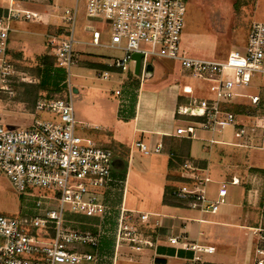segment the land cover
Instances as JSON below:
<instances>
[{
	"label": "built area",
	"instance_id": "obj_1",
	"mask_svg": "<svg viewBox=\"0 0 264 264\" xmlns=\"http://www.w3.org/2000/svg\"><path fill=\"white\" fill-rule=\"evenodd\" d=\"M27 1L30 0H8L0 12V178L8 179L15 190L26 195V204L32 202V206H25L19 217L0 215V264H81L91 260V256L78 252L77 247H97L100 235L71 227L66 213L85 217L105 213L102 196L113 182L112 151L77 133L81 124L74 117L71 92L63 100H37L32 111L14 101V85L33 79L17 70L7 57L10 23L19 19L42 22L40 14L23 7ZM79 9L76 0L71 10L65 9L60 15L62 35L47 36L56 63L68 72L74 65L73 34ZM185 10V0H84L86 18L105 21L107 46L122 51L121 56L112 59L111 67L128 71L135 63L132 54L138 53L144 74L148 58L155 57L177 61L189 78L210 84L209 98H197L191 88L183 87L188 101L178 108L177 114L193 120L176 136L191 139L196 130L221 134L227 128H235V138L243 140L248 130L236 126L234 108L244 105L240 99H248L251 106L259 104L258 95L245 94L243 88L250 85L255 74L264 75V22H252L245 46L228 52L225 59H200L186 55L181 48ZM91 39L98 45L99 32L92 30ZM98 75L108 78L107 71ZM12 104L13 109L8 108ZM39 112L53 113V117L41 120L37 118ZM134 145L143 155L161 152L159 143L154 147L142 142ZM179 176L186 181L176 186L172 195L184 206L215 213L224 202L228 182H220L216 198L208 199L206 185L211 180L200 174L190 160L183 161ZM229 183L238 182L232 178ZM35 190L52 195L32 194ZM153 216L120 208L116 243L137 252L153 247L138 227L139 223H149ZM153 223L158 224L156 220ZM254 234L258 244L253 264H264V229L254 230ZM186 239L182 233L168 238V242L192 252L184 264H205L200 253L211 250Z\"/></svg>",
	"mask_w": 264,
	"mask_h": 264
},
{
	"label": "crops",
	"instance_id": "obj_2",
	"mask_svg": "<svg viewBox=\"0 0 264 264\" xmlns=\"http://www.w3.org/2000/svg\"><path fill=\"white\" fill-rule=\"evenodd\" d=\"M55 1L30 0L23 4L25 9L40 14L42 22L12 21L7 57L17 70L33 79L31 84L28 83V91L23 85L21 101L17 103L28 105V111H32L37 100H63L71 92L86 110L92 112L95 108L99 119L97 126L89 125L86 115L75 117L74 114L81 124L78 129L112 151L113 182L102 196L105 213L91 217L66 213V219L72 221L71 227L100 235L97 247H77L78 252L91 256V260L81 264H184L192 252L182 249L180 244L168 242V238L182 233L187 236L186 241L211 250L200 253L205 264H253L254 249L258 244L254 230L264 229V116H254L256 107L249 105L248 99H240L244 105H240L243 108L237 113L236 126L247 128V138H235V128H229L231 131L227 128L221 134L196 130L191 139L176 136L180 128L193 120L177 114L178 108L188 101L183 87L191 88L192 94L196 88L187 83L192 79L181 68L180 74H173L161 67L156 71L151 64L150 73L140 71L135 75L133 65L125 72L111 67L112 59L121 56L122 51L107 46V32L98 31L99 44L92 43L91 31L97 30L89 24L93 20L86 18L84 4L77 17L81 32L85 31L89 39L81 32L74 37V66L80 74H74L76 80L71 87L69 72L56 63L48 44V35H62L63 30L61 13L51 5ZM7 3L8 0H0V12ZM105 48L116 50V53L107 56L103 51ZM85 69L107 71L105 81L109 80L117 87H107L106 91L112 90L108 95L99 87H87L83 81ZM249 87L245 94L258 95L259 99L264 96V91L247 92ZM89 88L93 93L90 100L83 92ZM136 142L151 147L159 143L161 152L143 155L135 147ZM172 156L182 163L190 160L200 174L210 178L206 185L208 199L216 198L220 182H228L224 202L215 213L164 204L166 186H178L181 181L176 176L185 180L179 176V168L170 167ZM168 176H174L176 180L168 179ZM232 178L238 183L230 184ZM120 208L154 214L149 223L138 224L142 234L153 242V247L137 252L116 243ZM155 220L157 225L153 223Z\"/></svg>",
	"mask_w": 264,
	"mask_h": 264
},
{
	"label": "rangeland",
	"instance_id": "obj_3",
	"mask_svg": "<svg viewBox=\"0 0 264 264\" xmlns=\"http://www.w3.org/2000/svg\"><path fill=\"white\" fill-rule=\"evenodd\" d=\"M75 1L76 0H56L54 4L51 5L56 6L57 12L62 13L65 9L71 10L74 7ZM83 4L84 0H79L80 8ZM185 7L184 24L180 35L181 48L185 51L186 55L200 59L221 60L226 57L228 52L242 49L246 44L247 32L250 24L254 21L264 22V0H185ZM79 15L80 14L78 13V16ZM78 18L79 17H77V20L74 23L73 38L81 32ZM89 24L100 33L106 34V32H108L105 21H90ZM84 33L85 31H82L80 34L85 35L86 33ZM85 36V39H89L87 34ZM103 51L107 56H111L116 53V50L114 51L110 48H105ZM73 60L75 64L76 58L74 53ZM148 63L152 64L156 71L161 67L165 70V72L168 71L173 74H180L179 63L175 61L172 62L168 59L149 57ZM85 70V79L83 81L87 87H99L105 91L107 95L110 91H112L110 88L106 91L107 87H112L113 85L109 83V80L105 81V79L99 77L98 73L100 72L98 70ZM76 73L80 74V71L76 70L75 66L72 65L68 74L71 87H74L73 83L76 80L74 74ZM165 79L166 78L162 79V81ZM28 83L31 84L30 82H22L19 83L20 85H14L17 96V98H14L15 102L21 101L19 96L20 93H22L21 91L23 85L28 91ZM187 83H190L193 88L194 85L196 87L193 90V96L197 98H207L211 95L209 91L210 84L208 82H196L189 79ZM249 86V89H247V92L249 93L263 92L264 75L259 73L255 74ZM116 87L117 86H113L112 88ZM90 88L83 91L84 95L89 100L93 97V93L90 91ZM245 89L246 88H243L244 93H246ZM105 92L104 95L106 94ZM71 95L73 96L72 105L75 117H78L79 115H86V119L88 121H86V123H91L89 125L97 126L98 124L96 122H98L99 119L97 113L95 112V108L92 112L89 109L86 110L83 106L78 104L77 100H75L76 96L73 94ZM26 97H28V93ZM91 101L94 100L92 99ZM1 106L4 107L3 104ZM13 107V104L8 106V108L12 109ZM26 107H28V105H26ZM31 109H33V107ZM251 111L252 110H250V112ZM253 113L254 116H264V112L259 107L257 108V106ZM52 117L53 113H37V118L41 120H50ZM227 130L231 131L229 128ZM77 133L93 139V137L88 133H84L78 128ZM99 134L101 135V132ZM32 192V194L35 195H52L49 192L43 191L35 190ZM25 197V194L14 189L8 179L4 177L0 178V215L6 217H19L22 215L26 207L32 206V202H27V204H25Z\"/></svg>",
	"mask_w": 264,
	"mask_h": 264
},
{
	"label": "trees",
	"instance_id": "obj_4",
	"mask_svg": "<svg viewBox=\"0 0 264 264\" xmlns=\"http://www.w3.org/2000/svg\"><path fill=\"white\" fill-rule=\"evenodd\" d=\"M258 106H259V108L261 110L264 111V96L259 99V105ZM240 108H243V107H240V105L239 106H236L234 108V112L239 113ZM169 165H170V167L172 169H176L177 170L179 168L177 171L180 172L181 167H182V162L181 161L178 162L177 158L175 156H172L170 158V164ZM176 178H177V180L181 181V183L186 181V180H183V179L179 178L178 176H176ZM176 178L174 176H172V177L171 176H168V179L176 180ZM173 189L174 188H172V187L166 186L165 193H164V200H163L164 201V204L173 205V206L174 205L184 206L183 203H181L180 201L176 200L173 197V195H172Z\"/></svg>",
	"mask_w": 264,
	"mask_h": 264
},
{
	"label": "water",
	"instance_id": "obj_5",
	"mask_svg": "<svg viewBox=\"0 0 264 264\" xmlns=\"http://www.w3.org/2000/svg\"><path fill=\"white\" fill-rule=\"evenodd\" d=\"M132 59L135 61L134 63V74L135 75H138L139 72H140V59H141V54H138V53H134L132 54ZM152 70V67H151V64H146L145 67H144V72L146 74L150 73Z\"/></svg>",
	"mask_w": 264,
	"mask_h": 264
}]
</instances>
